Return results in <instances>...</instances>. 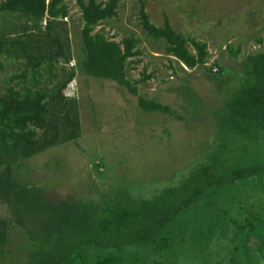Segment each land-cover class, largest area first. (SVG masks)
Wrapping results in <instances>:
<instances>
[{"label":"trees","instance_id":"1","mask_svg":"<svg viewBox=\"0 0 264 264\" xmlns=\"http://www.w3.org/2000/svg\"><path fill=\"white\" fill-rule=\"evenodd\" d=\"M119 2L76 0L81 27L75 44L66 0H0V208L9 214L0 216V262L8 258L13 226L26 238L21 264H94L96 249L134 245H147V262L140 256L136 264H264V169L247 163L264 145L261 37V49L239 58V45L225 46L237 71L220 58L208 66L206 42L177 31L166 15L154 24L146 1L138 0L139 27L162 44L173 75L203 68L219 90L230 79L236 83L210 111L216 129L210 147L182 179L149 197L118 190L99 199L51 200L28 178L25 161L81 135L79 99L66 93L79 75L113 82L147 115L185 121L199 114L198 106L186 116L162 101L149 87L154 73L146 67L138 78L130 74L141 55L133 31L116 40V33L97 29L117 16ZM181 89L197 103L190 87ZM255 144L252 153L248 147Z\"/></svg>","mask_w":264,"mask_h":264},{"label":"rangeland","instance_id":"2","mask_svg":"<svg viewBox=\"0 0 264 264\" xmlns=\"http://www.w3.org/2000/svg\"><path fill=\"white\" fill-rule=\"evenodd\" d=\"M66 1L69 31L76 44V34L81 27L80 11L76 0ZM145 1L154 24L162 25L166 15L177 31L208 44V66L220 58L226 68L235 72L237 64L229 58L225 46L236 48L239 45V58L262 48L256 42L258 37L264 43V0ZM138 6V0H120L117 16L97 29L102 27L109 35L116 33V40L133 31L140 39L141 55L136 57L140 62L133 64L135 68L130 74L138 78L146 67L147 73H154L148 80L149 87L158 92L162 101L186 116L194 106L200 107V112L190 114L185 121L159 114L147 115L113 82L79 75L69 83L66 93L77 96L80 102V137L76 143L50 148L25 161L28 178L45 187L51 200L99 199L102 194L118 190L149 197L155 190L182 179L215 136L210 111L233 92L236 83L230 79L227 81L230 86L219 90V81L210 79L203 68L173 75L164 66L167 61L162 56V44L152 42L141 31ZM3 22L0 16V26ZM179 75L183 81L178 79ZM182 86L192 89L197 103L185 95ZM254 147L256 144L249 145L248 150L254 153ZM257 150L259 156L254 153L247 163H259L264 169V145H258ZM243 204L247 206L252 202ZM0 216L9 217L4 207L0 208ZM9 230L8 258L0 264H21L27 253L23 245L26 238L13 226ZM146 246L134 245L118 251L96 249L94 264H136L140 256L146 263ZM187 258L181 255L179 260L187 262Z\"/></svg>","mask_w":264,"mask_h":264}]
</instances>
